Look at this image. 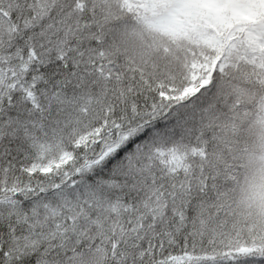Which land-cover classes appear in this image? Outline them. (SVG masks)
<instances>
[{"label": "snow or ice", "instance_id": "6c2138e0", "mask_svg": "<svg viewBox=\"0 0 264 264\" xmlns=\"http://www.w3.org/2000/svg\"><path fill=\"white\" fill-rule=\"evenodd\" d=\"M0 264H264V0H0Z\"/></svg>", "mask_w": 264, "mask_h": 264}]
</instances>
